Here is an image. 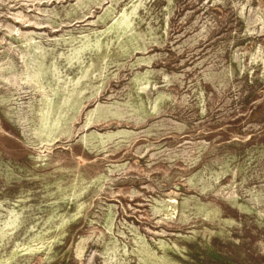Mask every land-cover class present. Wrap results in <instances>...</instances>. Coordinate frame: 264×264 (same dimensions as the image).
<instances>
[{
    "label": "rangeland",
    "instance_id": "374dc122",
    "mask_svg": "<svg viewBox=\"0 0 264 264\" xmlns=\"http://www.w3.org/2000/svg\"><path fill=\"white\" fill-rule=\"evenodd\" d=\"M0 264H264V0H0Z\"/></svg>",
    "mask_w": 264,
    "mask_h": 264
}]
</instances>
